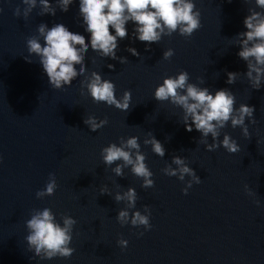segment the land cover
I'll return each mask as SVG.
<instances>
[{"label":"water","instance_id":"1","mask_svg":"<svg viewBox=\"0 0 264 264\" xmlns=\"http://www.w3.org/2000/svg\"><path fill=\"white\" fill-rule=\"evenodd\" d=\"M194 3L200 27L190 37L173 33L148 45L147 51L144 42L125 37L116 52L126 58L123 64L90 49L86 52L85 75L97 71L113 82L117 98L125 90L131 93L129 109L121 111L94 103L86 90L81 95L84 76L53 89L37 58L32 56L31 63L25 60L26 40L37 35L42 22L49 27L63 23L70 31L82 32L75 3L67 12L57 9L55 16L40 15L36 7L23 18L13 15L17 6L23 9L21 0H0V264H264V85L250 88L243 76L245 63L231 40L244 31L242 20L249 8L262 10L254 0ZM127 27L131 33L132 25ZM127 47L139 55L132 56ZM169 48L173 55L165 60L162 53ZM181 70L188 73L189 82L210 91L229 89L235 106L245 103L254 108L255 123L245 121L248 138L239 127L227 125L217 138L219 144L227 133L240 146L238 152L228 153L219 146L205 150L200 134L185 131L179 123V107L153 99L162 78ZM226 72L240 75L229 85ZM88 115L107 123L90 131L83 123ZM149 131L163 145V158L143 144ZM129 136L138 138L153 174L150 188H142L141 179L127 168L123 177H116L111 172L115 165L105 166L100 158L102 147ZM172 156L184 158L200 178L187 194L181 192L185 182L161 171ZM50 171L57 187L51 195L37 198L35 191ZM245 184L252 196L245 193ZM104 186L111 194L134 188L137 200L129 213H143L147 205L150 229L121 226L115 217L124 203L100 194ZM43 206L58 221L63 214L76 220L70 243L74 252L67 259H29L24 220L32 209ZM118 239L127 240L124 249L117 245Z\"/></svg>","mask_w":264,"mask_h":264},{"label":"clouds","instance_id":"2","mask_svg":"<svg viewBox=\"0 0 264 264\" xmlns=\"http://www.w3.org/2000/svg\"><path fill=\"white\" fill-rule=\"evenodd\" d=\"M227 2L231 3V0ZM73 3L77 6L76 13L82 32L70 31L63 23H54L49 27L42 22L36 27L37 35L26 40L25 60L31 63L32 56L37 58L48 85L53 89H61L77 76H84L80 81L81 95L86 90L94 103L103 102L121 111L129 109L131 93L125 90L117 98L113 82L102 78L97 71L85 75L86 52L90 49L101 58L118 60L123 64L127 61L126 58L118 57L116 52L118 42L125 37L144 42L147 51L148 45L156 44L164 36L176 33L190 37L200 27V12L196 9L194 0H21L23 9L17 6L13 15L27 18L34 8L39 7L40 15L55 16L57 9L67 12ZM254 4L262 11L249 8L242 20L244 31L238 32L231 40L238 47L237 57L245 63L246 71L243 76L248 85L251 89L259 90L264 85V0H254ZM129 24L132 25L131 33L127 27ZM126 51L132 56L139 55L133 47H127ZM172 55L171 48L162 53L165 60ZM107 67L111 69L113 65L108 64ZM225 75V83L231 85L236 82L240 73L226 72ZM199 82L203 83L202 80ZM152 97L158 102L167 101L172 106L179 107L182 111L179 123L183 124L185 131H197L200 134L199 142L204 144L207 151L219 146L228 153L238 152L240 146L227 133L223 134L217 144L221 130L226 125L239 127L241 134L248 138L249 131L245 121L247 119L248 124L255 123L254 108L245 103L235 106V96L229 89L210 91L208 87H200L189 82V75L183 70L163 77L154 88ZM83 123L94 132L104 126L107 119L97 120L96 117L88 115ZM209 137L211 143H208ZM143 144L150 145L156 156L164 157L165 149L151 131L147 133ZM100 158L105 166L115 165L111 167V172L116 177H123V169L127 168L132 175L141 179L142 188L153 186V174L145 163V155L140 150L136 136L118 138L117 143L102 147ZM161 171L185 182V187L181 189L182 194H187L193 183H200V178L181 156H172L171 163L166 164ZM185 176L189 177L187 181ZM56 187L55 174L50 171L43 186L35 191V196L40 198L51 195ZM99 191L102 195H111L117 203H124V207L117 211L115 217L121 226L128 224L133 227L142 226L145 231L150 229V211L147 205L143 207V213L140 210L132 211L131 215L129 213V210L135 208L137 200L134 188L128 187L111 194L104 186ZM244 191L249 196L253 195L247 184L244 185ZM254 202L259 206V200ZM75 224L76 220L66 214L60 215L58 221L47 206L32 209L24 220L26 233L23 239L32 254L29 259L33 256L40 260L69 258L74 252L70 243ZM116 243L124 249L128 242L118 239Z\"/></svg>","mask_w":264,"mask_h":264}]
</instances>
